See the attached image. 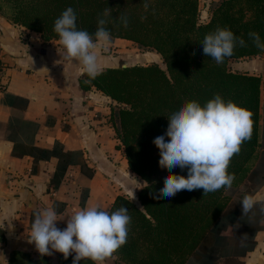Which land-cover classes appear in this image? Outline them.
I'll use <instances>...</instances> for the list:
<instances>
[{
    "label": "trees",
    "instance_id": "obj_1",
    "mask_svg": "<svg viewBox=\"0 0 264 264\" xmlns=\"http://www.w3.org/2000/svg\"><path fill=\"white\" fill-rule=\"evenodd\" d=\"M0 5L13 23L39 33L43 41L59 39L54 21L67 7L77 13V28L89 33L96 31L98 16L107 9L112 38L129 40L160 55L164 67L157 63L108 66L95 79L84 72L78 79L82 90L95 89L111 99L117 148L122 149L128 169L144 181L137 192L138 204L121 193L107 209L111 213L124 205L131 217L127 243L113 253L117 262L187 264L193 259L198 264H243V257L254 247L252 234L264 230V205L257 204L241 218L242 204L232 203L228 190L247 183L255 189L264 183V127L259 134L261 77L233 71L228 63L262 53L248 33L255 31L264 40V0H217L207 20L201 19L199 0H0ZM121 15L129 19L126 29L119 22ZM217 27H227L247 44L237 46L222 64L204 55L201 44ZM217 93L252 113L251 139L241 145L228 168L235 174L231 188L205 196L201 188L154 198L169 170L159 166V149L153 140L165 133L168 117L186 101L203 105ZM68 156L64 154L59 161L51 183L57 184L64 175ZM171 171L187 176V168ZM245 234L246 246L242 247L240 237ZM74 255L65 259L59 253L52 261L47 255L33 257L14 251L7 264H72ZM79 264L93 262L85 259Z\"/></svg>",
    "mask_w": 264,
    "mask_h": 264
},
{
    "label": "crops",
    "instance_id": "obj_2",
    "mask_svg": "<svg viewBox=\"0 0 264 264\" xmlns=\"http://www.w3.org/2000/svg\"><path fill=\"white\" fill-rule=\"evenodd\" d=\"M216 1L199 0L202 20ZM0 6V56L8 64V83L0 92V264H7L14 251L40 254L29 242L35 211L55 207L61 219L57 226L63 229L75 212L93 206L107 210L118 194L136 203L144 181L128 169L117 148L111 99L98 90L80 88L82 65L63 58L59 39L43 41L39 33L13 23ZM116 41L131 42L112 38L110 45ZM98 57L102 68L125 65H118L113 56ZM228 65L261 77V137L264 52L230 59ZM64 154L70 162L53 184ZM249 194L264 198V183ZM258 204L264 205V200ZM252 239L254 247L243 264H264V230L254 232ZM58 254L47 256L55 261ZM110 260L114 263L113 255Z\"/></svg>",
    "mask_w": 264,
    "mask_h": 264
},
{
    "label": "clouds",
    "instance_id": "obj_3",
    "mask_svg": "<svg viewBox=\"0 0 264 264\" xmlns=\"http://www.w3.org/2000/svg\"><path fill=\"white\" fill-rule=\"evenodd\" d=\"M149 7L148 3L144 8ZM107 9L97 19L94 33L77 28V13L67 7L54 21V32L64 49L63 58L79 62L83 72L91 79L102 74L98 50L108 51L112 42L108 30ZM126 29L129 19L126 15L118 17ZM252 44L264 52V40L259 33L249 31ZM204 55L222 64L226 57L234 55L237 46L247 47L243 38L237 37L227 27H217L207 33L201 41ZM252 113L232 100H225L219 93L201 105L196 100L186 101L168 117V127L163 135L153 140L159 149V166L169 170L162 188L154 198H168L179 191L204 190V196L221 188H231L235 174L228 168L241 145L251 139L253 131ZM167 137V141L165 140ZM187 168V176L174 174L171 170ZM134 195V194H133ZM264 200L252 194H245L240 201L242 217ZM127 207L109 213L99 206L87 207L68 217L66 227L57 226L58 213L55 207L34 212L29 242L41 255H52L53 251L63 254L67 259L73 255L72 264L81 260H91L93 264H104L127 243L131 217ZM247 235L240 237L241 246H246Z\"/></svg>",
    "mask_w": 264,
    "mask_h": 264
},
{
    "label": "rangeland",
    "instance_id": "obj_4",
    "mask_svg": "<svg viewBox=\"0 0 264 264\" xmlns=\"http://www.w3.org/2000/svg\"><path fill=\"white\" fill-rule=\"evenodd\" d=\"M100 55L104 56H113L116 58V63L118 65H133V64H151L157 63L164 67V64L160 58V55L153 50L145 49L140 45L133 42H125V41H116V44H112L108 46V51L105 52L102 48L98 50ZM158 56V57H157ZM112 57V58H113ZM254 184H246L237 189H229L228 194L232 197V203H241L243 196L245 194H249L251 190L254 188ZM138 204V201L136 202ZM222 221L230 222L231 219L224 218ZM245 220H241L243 223ZM113 261H109V258L106 259L108 264H119L117 262L116 256L113 254ZM187 264H198L193 259H189Z\"/></svg>",
    "mask_w": 264,
    "mask_h": 264
},
{
    "label": "built area",
    "instance_id": "obj_5",
    "mask_svg": "<svg viewBox=\"0 0 264 264\" xmlns=\"http://www.w3.org/2000/svg\"><path fill=\"white\" fill-rule=\"evenodd\" d=\"M7 69V62L0 56V92L5 90L8 83Z\"/></svg>",
    "mask_w": 264,
    "mask_h": 264
},
{
    "label": "water",
    "instance_id": "obj_6",
    "mask_svg": "<svg viewBox=\"0 0 264 264\" xmlns=\"http://www.w3.org/2000/svg\"><path fill=\"white\" fill-rule=\"evenodd\" d=\"M125 66V65H124Z\"/></svg>",
    "mask_w": 264,
    "mask_h": 264
}]
</instances>
